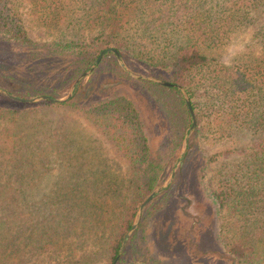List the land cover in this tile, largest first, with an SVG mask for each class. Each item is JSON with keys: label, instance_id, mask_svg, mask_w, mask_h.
<instances>
[{"label": "trees", "instance_id": "1", "mask_svg": "<svg viewBox=\"0 0 264 264\" xmlns=\"http://www.w3.org/2000/svg\"><path fill=\"white\" fill-rule=\"evenodd\" d=\"M24 3L39 24L57 30L53 40L38 43L27 35L19 11ZM248 26L260 47L258 55L223 62L221 47ZM0 45L5 67L0 76L6 80L2 89L18 97L61 98L108 47H115L124 64L138 73L180 84L196 116L185 165L195 161L198 142L256 138L239 148L241 160L218 178L220 186L211 192L222 209L236 216L232 225L222 226L234 236L231 252L249 264H264V0H0ZM100 70L127 81L129 93L90 102L77 96L80 81L66 101L27 103L0 91V121H6L0 127V264H22L49 249L60 250L76 235L105 234L99 218L107 211L98 203L100 194L82 188L87 182L73 187L55 182V188L66 189L47 194L29 191L66 154L63 138L53 137L49 121L24 117L29 106L75 110L105 134L129 164L135 201L123 221L122 207L113 210L121 206V194L106 196L114 205L110 217L118 220L105 235L109 264L119 253L138 204L169 176L191 124L181 91L132 78L112 52L103 55L91 77ZM139 93L154 110L157 126L164 127L158 139H153L134 100ZM19 117L15 125L6 124ZM228 152L209 155L200 167L202 174ZM168 190L144 206L131 240L150 210L158 209L156 200L165 201ZM90 258L84 255V263Z\"/></svg>", "mask_w": 264, "mask_h": 264}, {"label": "rangeland", "instance_id": "2", "mask_svg": "<svg viewBox=\"0 0 264 264\" xmlns=\"http://www.w3.org/2000/svg\"><path fill=\"white\" fill-rule=\"evenodd\" d=\"M25 5L24 3L19 11L27 35L38 43L53 40L57 35V30L39 24ZM252 34V26L233 34L232 38L221 47V60L229 62L244 54L258 55L260 47ZM1 58L3 55L0 54ZM0 68L5 70L1 60ZM133 71L140 75H147L143 72ZM91 74L80 82L83 83V87L77 95L80 99L94 102L112 94L129 93L130 87L127 81L122 80L121 77L104 70L98 71L92 77ZM5 85L6 80L0 76V88L2 89V86ZM67 93L68 91L63 96ZM140 93L133 96L134 100L142 111L147 128L153 133V139H158L165 134L164 127L163 125L157 126L154 110ZM24 113H27L24 117L32 122L33 119L49 121L53 137L63 138L62 145L65 147L66 153L42 178L38 186L29 189V191L47 194L52 190L66 189L55 188L53 186L55 182L60 185L66 183L64 186L73 187V183L78 184L85 181L88 186L82 188L89 193L100 194L98 203H102L103 209L107 212L99 218L101 229L105 232L104 236H101V232L98 233V238L91 234L83 238L76 235L72 237V242L66 243L68 245L62 249L57 251L49 249L29 257L22 264H85L84 255L91 257L88 264H109L105 235H109L110 228L117 224L118 220L110 217L114 205L106 196L115 191L121 194L117 202L121 206L115 205L113 210L118 211L122 207L123 221L126 210L131 208L135 201L133 198V176L129 164L111 145L105 134L96 129L87 118L69 107L29 106L24 110ZM15 120L19 121L20 117L8 121L6 124L11 127L15 125ZM5 122L0 121V127ZM255 141L256 138L246 135V137L236 140L198 142V146L194 148L197 156V158L195 156V161L185 165L186 161L182 160L175 166L172 181L163 190L164 192L169 189L168 196L165 201L161 197L158 198V201L156 200L154 204L158 209L150 210V213L145 217L141 231L134 240H131L132 234L140 225L144 215L143 207L139 223L128 237L121 256L115 264L130 262H134V264H249L247 261L236 258L231 252V247L234 246L232 245L234 236L231 232L228 233L227 230L222 229V226L227 223V225H232L236 216L232 210L222 209L215 202L211 191L220 186L218 178L221 179L223 174L233 169L241 160L239 148L252 145ZM219 151L229 152L224 156H217L215 161L205 167L202 174L200 167L204 164V160ZM175 161L171 165L169 176L163 183L171 179ZM77 231L79 234L80 230ZM98 250L100 252L95 253Z\"/></svg>", "mask_w": 264, "mask_h": 264}, {"label": "water", "instance_id": "3", "mask_svg": "<svg viewBox=\"0 0 264 264\" xmlns=\"http://www.w3.org/2000/svg\"><path fill=\"white\" fill-rule=\"evenodd\" d=\"M106 52H112L115 56H116V59L119 63V65L124 69V71H126L130 76L134 77V78H138V79H146V80H150V81H153L155 83H158V84H161V85H164V86H167V87H172V86H175L177 87L182 95H183V98H184V101H185V104L187 106V109L189 111V114L191 116V124L190 126L188 127V130H187V133L185 134L184 138H183V141H182V145H181V149H180V153L175 161V165L173 166V170H172V176H171V179L169 181H167L166 183H163L162 185L156 187L155 189H153L151 191V193L144 199V201H142L137 209V212H136V216H135V219L133 221V224L132 226L130 227V229H128L122 239V243H121V246H120V249H119V253L118 255L115 257L114 261H113V264L116 263V261L118 260L119 256L121 255L123 249H124V246L127 242V239L128 237L131 235V233L136 229L138 223H139V220H140V216H141V213H142V209L143 207L148 204L152 199L153 197L160 193L161 191H163L165 188H167V186L170 184V182L172 181V178H173V174H174V169H175V166L177 164H180L181 161L183 160L184 158V155L186 153V150L188 148V140H189V137L190 135L192 134L195 126H196V117H195V113L192 109V105H191V101L189 99V95L186 91V89L181 86L180 84H177V83H170L168 81H165V80H162V79H159V78H156L154 76H151V75H143V74H137L135 73L133 70H131L130 68H128L122 58H121V54L120 52L114 48V47H108L106 49H103L99 52L98 56L96 57V59L94 60V62L90 65V67L86 70H84L82 73H80L77 78L73 81V83L71 84L69 90H68V93L65 95V96H62L61 98H51L49 97L48 95L46 94H42V95H38V96H35V97H32V98H25V97H18V96H15V95H12L11 93H9L8 91L4 90V89H1L0 88V91L7 95L8 97H10L11 99L13 100H16V101H19V102H27V103H30V102H38V101H44V100H48V101H52V102H62V101H66L68 99H70L74 93V89L76 87V85L83 79L85 78L86 76H88L89 74L92 73V71L96 68V66L100 63L103 55L106 53ZM126 264H134V262H130V263H126ZM139 264V263H138Z\"/></svg>", "mask_w": 264, "mask_h": 264}]
</instances>
